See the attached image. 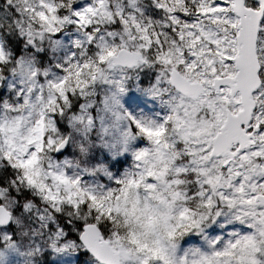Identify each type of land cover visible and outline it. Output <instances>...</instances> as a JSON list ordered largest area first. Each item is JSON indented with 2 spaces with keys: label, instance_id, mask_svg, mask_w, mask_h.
<instances>
[{
  "label": "snow or ice",
  "instance_id": "6c2138e0",
  "mask_svg": "<svg viewBox=\"0 0 264 264\" xmlns=\"http://www.w3.org/2000/svg\"><path fill=\"white\" fill-rule=\"evenodd\" d=\"M0 264H264V0H0Z\"/></svg>",
  "mask_w": 264,
  "mask_h": 264
}]
</instances>
